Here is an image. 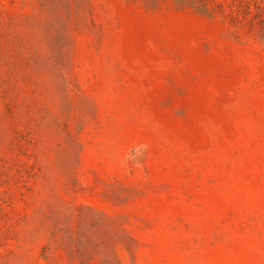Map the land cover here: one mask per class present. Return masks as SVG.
<instances>
[{"label":"rangeland","instance_id":"rangeland-1","mask_svg":"<svg viewBox=\"0 0 264 264\" xmlns=\"http://www.w3.org/2000/svg\"><path fill=\"white\" fill-rule=\"evenodd\" d=\"M0 264H264V0H0Z\"/></svg>","mask_w":264,"mask_h":264}]
</instances>
